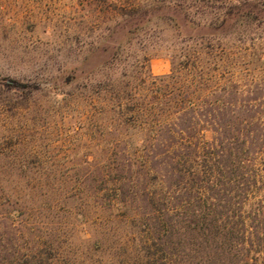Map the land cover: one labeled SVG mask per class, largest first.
<instances>
[{
	"label": "trees",
	"instance_id": "obj_1",
	"mask_svg": "<svg viewBox=\"0 0 264 264\" xmlns=\"http://www.w3.org/2000/svg\"><path fill=\"white\" fill-rule=\"evenodd\" d=\"M101 4L102 9L114 7L120 18L106 29L108 42L91 48L85 58L87 66L95 53L107 54L98 70L128 60L134 41L141 46L150 32L159 37L171 31L183 45L228 33L241 37L238 29L244 23L264 24V0H146L123 8L112 0ZM211 45L207 48L213 50ZM198 60L182 54L171 75L154 77L146 71L132 87L116 81L99 84V95L110 94L98 112L97 127L101 147L112 159L99 181L103 202L95 223L105 240L86 238L82 244L121 259L110 263L264 264V114L257 120V110L239 106L237 86L232 91L210 87L218 76L205 73ZM147 61L145 56L139 63L144 70ZM77 72L70 70L66 85L74 84ZM90 76L91 71L81 69L79 77L88 81ZM35 90L16 80L0 81L3 113L12 102L19 108L18 101ZM75 94L73 89L62 96ZM87 97L90 106L94 99ZM49 177L0 171V264H80L75 224L49 229L33 217L47 207L59 208L58 201L51 203ZM111 225L115 240L108 244Z\"/></svg>",
	"mask_w": 264,
	"mask_h": 264
},
{
	"label": "rangeland",
	"instance_id": "obj_2",
	"mask_svg": "<svg viewBox=\"0 0 264 264\" xmlns=\"http://www.w3.org/2000/svg\"><path fill=\"white\" fill-rule=\"evenodd\" d=\"M112 1L123 8L146 0ZM240 1L244 0H224L227 4ZM210 11L202 17L205 22ZM116 12L114 7L102 9L101 0H0V81L16 80L36 86L34 93L18 101L19 108L14 102L4 113L0 108V171L50 175L45 182L54 190L51 203L58 201L59 208L47 207L33 217L37 216L35 222L43 228L75 224L78 250L74 251L80 264H113L110 260H121L117 254L86 250L88 245L82 244L86 238L105 240L95 223L103 202L99 181L112 159L101 147L97 127L101 118L98 112L110 94L99 95V84L116 81L120 86L132 87L140 83L146 71L154 77L171 75L174 63L177 66L181 55L188 54L199 58L205 73L218 76L209 81L210 87L219 85L232 91L237 86L239 106L257 110V120L264 114V24L244 23L238 29L241 37L228 33L183 45L171 31L159 37L150 32L142 38L141 46L134 41L128 60L113 68H96L107 58V54L98 52L85 66L89 50L108 42L106 29L120 18ZM209 44L216 47L210 50ZM145 56L147 70L139 64ZM216 65L219 69L213 73ZM73 68L78 70V77L69 86L66 77ZM83 68L91 71L88 81L79 77ZM73 89L74 98L62 96ZM87 96L94 99L90 106L86 104ZM207 137L212 135L208 133ZM9 159L18 164L8 165ZM114 161L115 158L113 169ZM22 162L29 165L22 166ZM77 213L82 216L78 218ZM112 233L111 228L108 244L115 240Z\"/></svg>",
	"mask_w": 264,
	"mask_h": 264
}]
</instances>
